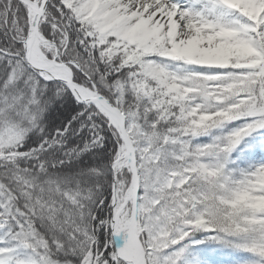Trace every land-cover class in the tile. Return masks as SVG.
Listing matches in <instances>:
<instances>
[{
    "label": "snow or ice",
    "instance_id": "obj_1",
    "mask_svg": "<svg viewBox=\"0 0 264 264\" xmlns=\"http://www.w3.org/2000/svg\"><path fill=\"white\" fill-rule=\"evenodd\" d=\"M0 264H264V0H0Z\"/></svg>",
    "mask_w": 264,
    "mask_h": 264
}]
</instances>
